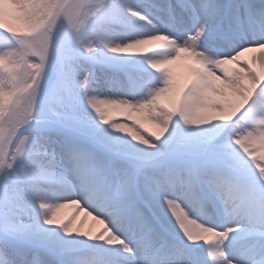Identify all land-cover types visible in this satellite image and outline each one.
Segmentation results:
<instances>
[{
    "label": "snow or ice",
    "instance_id": "6c2138e0",
    "mask_svg": "<svg viewBox=\"0 0 264 264\" xmlns=\"http://www.w3.org/2000/svg\"><path fill=\"white\" fill-rule=\"evenodd\" d=\"M257 51L264 0H0V264H264Z\"/></svg>",
    "mask_w": 264,
    "mask_h": 264
},
{
    "label": "bare ground",
    "instance_id": "6f19581e",
    "mask_svg": "<svg viewBox=\"0 0 264 264\" xmlns=\"http://www.w3.org/2000/svg\"><path fill=\"white\" fill-rule=\"evenodd\" d=\"M250 53H253V55H252V57L250 59H252L253 57H256V60L254 61V64L256 63V66H258L260 68V65H259V55H260V53H259V51L246 53L245 54L246 58H247V56ZM261 70L264 72V69H261ZM78 207H80V206L79 205H74V204H68L63 209L60 210L59 214L64 216L63 218H65V217L69 218L76 212V209ZM58 219H61V218H59V216H58ZM75 224H76L77 227H81V225H82V230L83 231H91L93 234H95L97 231H99L101 228H103V225L100 224L99 221L95 220L93 218V216L88 215L83 210V208H81L79 214L76 216Z\"/></svg>",
    "mask_w": 264,
    "mask_h": 264
},
{
    "label": "rangeland",
    "instance_id": "374dc122",
    "mask_svg": "<svg viewBox=\"0 0 264 264\" xmlns=\"http://www.w3.org/2000/svg\"><path fill=\"white\" fill-rule=\"evenodd\" d=\"M13 23H18L16 21H13ZM187 62L185 61H177L174 65V71L176 72L177 76L181 79H184L187 74H188V69H187V66H186ZM109 115L112 117V118H117V117H120L122 115L121 111L120 110H117V109H113V108H110L109 109ZM148 127H153V130H155L154 126H152L151 124L148 125ZM257 155H259V152H257ZM58 216L59 218H61L62 220H65L67 219L66 217L63 218L64 216H62L61 214L58 213Z\"/></svg>",
    "mask_w": 264,
    "mask_h": 264
}]
</instances>
